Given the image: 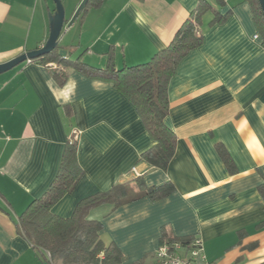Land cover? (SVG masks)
Listing matches in <instances>:
<instances>
[{"label": "crops", "instance_id": "obj_1", "mask_svg": "<svg viewBox=\"0 0 264 264\" xmlns=\"http://www.w3.org/2000/svg\"><path fill=\"white\" fill-rule=\"evenodd\" d=\"M83 0H63L72 19ZM199 0H105L64 26L67 57L104 68L149 61L167 47ZM53 0H0V64L41 48ZM222 24L203 18L200 47L170 81L166 125L177 136L167 170L141 160L154 144L134 105L113 83L68 70L65 84L46 66L25 61L0 74V264H62L44 259L19 231V216L48 190L68 140L77 133L85 174L52 212L73 215L84 198L143 175L172 182L166 198L148 197L89 212L121 264H153L164 232L199 237L204 264H264V46L250 0H226ZM222 144L234 162L228 169ZM136 168L138 174L133 172Z\"/></svg>", "mask_w": 264, "mask_h": 264}, {"label": "trees", "instance_id": "obj_2", "mask_svg": "<svg viewBox=\"0 0 264 264\" xmlns=\"http://www.w3.org/2000/svg\"><path fill=\"white\" fill-rule=\"evenodd\" d=\"M105 0H89L81 13L91 7H100ZM255 20L260 28L264 46V13L259 0H250ZM226 0H199L175 34L172 42L158 51L149 61L137 65L117 68L110 60L104 68L87 64L81 59L73 60L62 55L65 50L60 45L48 54L32 59L30 62L46 66L56 63L52 74L58 84H65L68 70L76 69L89 77L113 83L136 108L154 144L145 150L141 160L152 168L167 170L172 161L177 145V136L165 122L170 112L168 88L180 62L194 49L200 47L204 36L201 31L203 18L208 12L214 16L210 24H222L232 14V10L222 13ZM218 152L228 169L235 171V165L228 151L222 144L217 145ZM78 141L73 136L68 140L60 169L40 198L31 202L19 216L18 227L22 235L34 248L49 260L46 251L52 255L54 262L62 264H121L122 251L114 243L104 244L100 232L102 222L90 219L89 212L100 205L110 204L112 209L148 197L152 201L168 197L175 191V186L168 181L160 185L149 186L143 175L114 184L106 191L94 193L82 199L69 218L60 217L52 208L66 195L76 189L85 172L78 162ZM264 199V182L258 187ZM194 237L179 238L165 233L162 243H190ZM101 253L104 257H101ZM133 264H145L143 260Z\"/></svg>", "mask_w": 264, "mask_h": 264}, {"label": "water", "instance_id": "obj_3", "mask_svg": "<svg viewBox=\"0 0 264 264\" xmlns=\"http://www.w3.org/2000/svg\"><path fill=\"white\" fill-rule=\"evenodd\" d=\"M53 1L55 3V10L54 12L49 14L50 33L45 44L41 48L27 51L5 63H1L0 74L14 68L15 66L25 61H31L32 59L38 56L48 54L53 50H55L59 46L60 40L63 37L64 34L63 29L65 24L66 23L71 24L80 15V13L82 12L83 8L85 7V5L89 0H83L80 3L72 19L69 22L68 19L66 18V10L63 0H53ZM259 2L264 13V0H259ZM61 53L63 56H67V50H62Z\"/></svg>", "mask_w": 264, "mask_h": 264}, {"label": "built area", "instance_id": "obj_4", "mask_svg": "<svg viewBox=\"0 0 264 264\" xmlns=\"http://www.w3.org/2000/svg\"><path fill=\"white\" fill-rule=\"evenodd\" d=\"M73 138L77 139V133L73 135ZM133 172L138 174L135 167L133 168ZM202 249V240L199 237H195L193 241L185 245L181 242H165L160 244L156 250L153 264H204L202 261H199ZM46 255L51 261V253L46 251ZM101 257H104L103 253H101Z\"/></svg>", "mask_w": 264, "mask_h": 264}]
</instances>
